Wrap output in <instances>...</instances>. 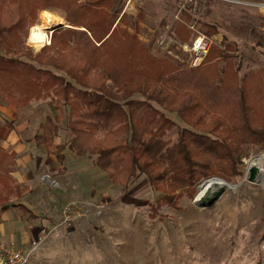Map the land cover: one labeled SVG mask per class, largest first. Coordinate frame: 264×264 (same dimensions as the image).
Here are the masks:
<instances>
[{
	"label": "trees",
	"instance_id": "16d2710c",
	"mask_svg": "<svg viewBox=\"0 0 264 264\" xmlns=\"http://www.w3.org/2000/svg\"><path fill=\"white\" fill-rule=\"evenodd\" d=\"M111 7L110 0H0V94L16 108L49 98L55 110L39 123L35 145L59 164L65 150L94 156L93 164L121 187L144 175L162 194L158 205L192 195L190 187L204 179L241 175L246 148L264 149V68L240 75L234 47L225 41L196 67L152 55L122 28L125 15L114 26L120 11ZM37 8L62 10L70 27L54 30L49 45L32 54L20 39ZM174 31L182 38L187 30L177 23ZM19 45L25 50L17 53ZM137 93L141 99L133 98ZM63 107L71 137L55 144ZM16 118L0 124V141ZM174 128L177 141L165 140ZM15 160L0 145V195L11 187L21 198L27 188L11 176ZM0 207L29 212L9 197H0Z\"/></svg>",
	"mask_w": 264,
	"mask_h": 264
},
{
	"label": "rangeland",
	"instance_id": "374dc122",
	"mask_svg": "<svg viewBox=\"0 0 264 264\" xmlns=\"http://www.w3.org/2000/svg\"><path fill=\"white\" fill-rule=\"evenodd\" d=\"M110 1L113 7L108 10L120 11L114 26L125 15L128 21L122 23V28L133 33L152 55L192 67L190 47L194 38L200 35L207 39L209 48L221 46L222 41L231 44L240 75L249 69L264 68V22L257 9L246 4L261 0ZM43 10L60 16L65 22L62 10L35 9L32 25H27L26 35L20 39L32 54L44 46L36 49L28 43L30 30L40 22L39 15ZM95 10L98 11L97 8ZM177 23L187 30L182 38L174 31ZM16 50L19 53L25 49L19 45ZM133 98L141 99L142 96L137 93ZM40 101L34 107L38 115L30 121L31 129L22 134L27 141L31 140L25 144L26 153L30 154L45 153L30 136L34 134L40 117L45 114L53 116L55 112L49 98ZM7 105L0 94L2 113L9 116ZM61 113L55 135L59 139L57 143H64L71 137L66 125L67 108L63 107ZM166 115L174 120L177 127L184 125L176 113ZM4 120L0 118V124ZM17 120L18 116L15 124ZM177 138V128L164 135V139L170 142L177 141ZM259 155H264L263 148L247 147L241 159V175L232 181L225 180L239 185L234 190L226 189L211 207L201 209L193 204L192 199L203 180L190 187L192 195L183 193L175 204L158 205L157 199L162 194L149 185L144 175L138 174L127 186L121 187L110 182L105 172L91 164L94 157L85 159L66 151L64 165L75 188L64 191L50 185L46 177L43 180L47 183L40 181L39 188L48 190V194L62 193L64 199L50 198L48 207L57 215L54 223L49 225L53 231L30 264H264V187L242 182L250 160ZM21 156L18 155V159ZM83 159L91 164V169L77 164ZM28 166L30 170L35 168L30 163ZM95 172H98L97 177ZM5 190V197L0 195L1 198L15 197L14 189L5 187ZM71 199L103 203L105 209L96 214L94 208L88 206L84 215L73 217L67 226L55 229L60 215L55 206ZM19 213L23 215V211ZM32 215H29V220L34 217ZM36 215L38 222L42 220L39 212L36 211ZM17 248L22 249L21 246Z\"/></svg>",
	"mask_w": 264,
	"mask_h": 264
},
{
	"label": "crops",
	"instance_id": "0c3cea01",
	"mask_svg": "<svg viewBox=\"0 0 264 264\" xmlns=\"http://www.w3.org/2000/svg\"><path fill=\"white\" fill-rule=\"evenodd\" d=\"M40 102L41 101H33L26 106H21L18 108L12 105H7L6 107L8 111L10 110L9 116L2 113V108L0 106V118H5V120H8L14 113L18 116L19 119V121L17 120L18 122L15 124L7 139L1 141V144L8 151H14L16 153V163L13 167V172L11 173V175L18 184L27 188L26 192L23 193L21 198L11 197L10 203H20L29 210V212H23L22 215L19 213V211L22 210L16 207H9L5 210H2L0 207V243L13 242L15 246H21L22 249L28 247L32 240H35L40 236V234L50 229L49 225L53 224L56 220V213L54 214V212L48 207L50 198L54 197L56 199H64L62 193L49 192V195L48 190L39 188L38 185L40 181L43 183H47L48 181L43 180L46 177L47 180H49L48 183L50 185L57 188H62L64 191H70L75 188L72 187L73 183L69 178L70 174L67 170L66 165H64L65 160L63 164H59L54 155L46 153H26L27 146L25 144L30 143L31 140L27 141L25 137H22V134L25 135L31 129L32 125H30V121H32L38 115V112L34 107H36ZM45 116L46 114L44 115V117ZM43 118L40 117V121H37L35 132L32 136H30L31 139L34 138L35 133L38 131V125L43 120ZM57 141H59V139H56V141L54 140V143L58 144L59 142L57 143ZM66 151L68 150L64 151V155ZM20 154H22V156L20 159H18V155ZM81 157H85L86 159V157L88 158L89 156ZM18 162L19 165H17ZM28 163L35 167L34 170H30ZM77 164H79L80 166L82 165L84 169H91V164H93V162L90 164L83 159ZM95 173L97 177L98 172ZM29 183H33V185L31 186L29 185ZM76 187L79 186L77 185ZM62 205L63 203L56 206L60 207ZM56 206L55 211H57ZM36 211L40 213L42 218V220H40L39 222L37 219L38 217L36 215ZM29 215H32L34 217L29 220Z\"/></svg>",
	"mask_w": 264,
	"mask_h": 264
},
{
	"label": "built area",
	"instance_id": "2783aa9c",
	"mask_svg": "<svg viewBox=\"0 0 264 264\" xmlns=\"http://www.w3.org/2000/svg\"><path fill=\"white\" fill-rule=\"evenodd\" d=\"M246 4L248 6L255 7L264 22V0L259 2H246ZM47 44H49V41ZM208 48L209 42L204 36L199 35L194 38L190 47V51L193 55L191 59L192 67H196L201 63V60L204 59ZM88 206L93 207L96 214L102 213L105 209V204L103 203L92 204L78 199H71L65 202L62 206L57 207V211L60 215L59 222L54 228L57 229L67 226L73 217L84 215L87 212ZM52 231L53 228L48 229L41 237H37L35 240H32L27 250L17 248L13 242H10L9 244L0 243V264H30L33 256L37 251H39L44 241L48 238Z\"/></svg>",
	"mask_w": 264,
	"mask_h": 264
},
{
	"label": "bare ground",
	"instance_id": "6f19581e",
	"mask_svg": "<svg viewBox=\"0 0 264 264\" xmlns=\"http://www.w3.org/2000/svg\"><path fill=\"white\" fill-rule=\"evenodd\" d=\"M39 20L40 22L31 28L28 37V43L34 46L36 49L43 44L45 45L48 43L50 31L65 24L64 20L60 16H57L48 10H43L40 12ZM249 164H252L257 168L259 177L264 182V155H259L251 159ZM218 184L219 183L217 181L209 180L200 186L198 194H202L206 187L210 186L211 188H216Z\"/></svg>",
	"mask_w": 264,
	"mask_h": 264
},
{
	"label": "water",
	"instance_id": "95a60500",
	"mask_svg": "<svg viewBox=\"0 0 264 264\" xmlns=\"http://www.w3.org/2000/svg\"><path fill=\"white\" fill-rule=\"evenodd\" d=\"M66 23L64 25L59 26L58 28L53 29L49 32V35L57 29L62 28H69ZM247 174L243 177L242 182L247 181L252 184H257L262 187H264L263 180L259 177L258 170L255 166L252 164H248L247 166ZM209 180L217 181L219 184L216 188H211L210 186L206 187L205 191L202 194H198L200 190V186L205 184ZM239 184H230L219 177H211L208 179H205L201 182V184L198 186V192L192 199L193 204L198 208H209L211 207L220 197L221 195L226 191V189H232L234 190Z\"/></svg>",
	"mask_w": 264,
	"mask_h": 264
}]
</instances>
